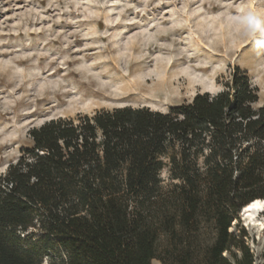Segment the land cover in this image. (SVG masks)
<instances>
[{
    "label": "trees",
    "instance_id": "16d2710c",
    "mask_svg": "<svg viewBox=\"0 0 264 264\" xmlns=\"http://www.w3.org/2000/svg\"><path fill=\"white\" fill-rule=\"evenodd\" d=\"M230 79L166 111L101 109L29 130L0 175V264H253L229 230L264 199V105L252 107L244 72ZM204 224L215 234L200 250Z\"/></svg>",
    "mask_w": 264,
    "mask_h": 264
},
{
    "label": "rangeland",
    "instance_id": "374dc122",
    "mask_svg": "<svg viewBox=\"0 0 264 264\" xmlns=\"http://www.w3.org/2000/svg\"><path fill=\"white\" fill-rule=\"evenodd\" d=\"M234 69L257 90L259 109L264 0H0V175L31 146L28 131L51 119L166 111L222 92ZM161 177L170 182L166 170ZM229 232L255 262L251 247L264 232L241 217ZM214 234L204 224L195 245L202 250Z\"/></svg>",
    "mask_w": 264,
    "mask_h": 264
},
{
    "label": "bare ground",
    "instance_id": "6f19581e",
    "mask_svg": "<svg viewBox=\"0 0 264 264\" xmlns=\"http://www.w3.org/2000/svg\"><path fill=\"white\" fill-rule=\"evenodd\" d=\"M210 87L213 86L211 85ZM205 91L210 92L211 88L206 89ZM262 212H264V199L253 200L244 206L243 215H241L240 212L239 217L242 218L243 223H245V227H247L251 232L254 231V234L255 232L260 233V232H264V219H260L258 217V215L261 214ZM259 239H260L259 243L255 244L256 243L255 241L251 247L256 255V264L263 263L264 261V259H262V256L264 254V235L262 234V238L259 237Z\"/></svg>",
    "mask_w": 264,
    "mask_h": 264
},
{
    "label": "water",
    "instance_id": "95a60500",
    "mask_svg": "<svg viewBox=\"0 0 264 264\" xmlns=\"http://www.w3.org/2000/svg\"><path fill=\"white\" fill-rule=\"evenodd\" d=\"M240 212H241V215H243V209ZM254 264H256V259H255ZM259 264H264V261H263V263H259Z\"/></svg>",
    "mask_w": 264,
    "mask_h": 264
}]
</instances>
